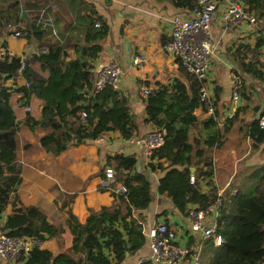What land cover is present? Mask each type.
<instances>
[{
  "label": "trees",
  "instance_id": "1",
  "mask_svg": "<svg viewBox=\"0 0 264 264\" xmlns=\"http://www.w3.org/2000/svg\"><path fill=\"white\" fill-rule=\"evenodd\" d=\"M193 0L180 5L189 6ZM257 18L259 44L264 45V0H238ZM7 4L5 12H0V30L5 22L25 27L28 42L42 43L52 32V27L44 25L37 18L21 16L25 0H0ZM96 14L86 16L82 40L74 46L75 58L60 44L50 45L45 52L25 59L21 76L26 83L13 92L18 93L24 105L35 96L42 101L41 115L34 119L26 115L24 125L30 130L44 129L46 133L38 137L44 152L57 156L68 146L79 145L86 140H95L108 132H118L124 139H130L136 123L130 114L128 97L112 86L100 92L93 87L95 61L103 50L108 25ZM45 47V46H44ZM19 57L0 59V78L8 80L16 77ZM35 62L43 77L32 68ZM189 81L186 86L176 80L170 85H157L145 99L146 118L150 123L166 132L164 143L152 151L150 158L168 162L167 167L159 163H149L148 169L164 173L159 180L158 193L170 199L173 207L186 215L192 206L205 207L215 199L216 194L202 193L201 178H211V162L203 164L207 171L196 168L193 162L195 146L191 143L183 125H194L197 117L194 112L200 107V86L197 78L185 72ZM236 77L242 81L241 95L250 101L251 86H246L243 75L248 79L264 84V68L258 61L237 63ZM12 92L0 85V216L8 202L13 204V214L1 228L10 236L37 238L41 242L53 238L65 230H59L48 221L38 207L21 204L18 190L22 183L19 159L18 122L11 104ZM203 111L206 107L203 106ZM86 117L80 119L81 113ZM209 120H212L209 119ZM231 122V121H230ZM247 135L255 144L264 143V130L253 121L247 126ZM116 180L128 190L125 195H115L120 207L102 208L91 212L85 223L69 213L66 230L72 237L70 253L52 254L47 249L34 247L19 264H120L126 253L139 250L144 243L141 214L134 218V212H143L153 201L151 180L141 171H136L137 160L133 156L115 155L112 159ZM191 168H195L197 181L190 184ZM134 171L133 174L125 173ZM248 192L239 191L230 195L223 203L218 222V233L222 242L214 247L216 264H262L264 262V166L256 167L250 177Z\"/></svg>",
  "mask_w": 264,
  "mask_h": 264
},
{
  "label": "crops",
  "instance_id": "2",
  "mask_svg": "<svg viewBox=\"0 0 264 264\" xmlns=\"http://www.w3.org/2000/svg\"><path fill=\"white\" fill-rule=\"evenodd\" d=\"M25 4L23 7L30 16L51 26L52 32L42 43H38L28 42L24 37L5 38V29H1L0 43L4 37L3 45L13 57L30 59L33 55H38L40 50L60 44L68 54V59H73L74 46L82 40L89 12L95 13V17L101 18L108 25L109 33L103 41V50L93 61L92 82L94 83L98 70L106 62L113 60L121 71L119 91L128 97L130 114L137 127L130 139L122 138L118 132H108L95 140L72 144L59 155L53 156L44 152L38 141V137L45 134L46 130L30 131L24 125L27 114L39 119L42 101L32 96L27 104L30 111L26 112L27 105L20 100L21 96L16 92L12 93L11 104L19 129L17 165L22 170L18 198L25 206L38 207L50 223L59 230H65L53 238H47L39 247L54 255L69 254L72 242V237L66 230L69 213L80 223H85L91 212L120 207L104 177V168L114 167L110 159L115 155L135 157L136 171L147 174L151 180L152 203L147 210L134 212V218L141 214L143 235L153 224L163 222L178 231L183 244L187 228L186 216L173 207L169 198L158 193L159 180L164 173L159 170L152 173L148 169L149 163H161L163 167H167L169 163L152 160L144 148L131 141L157 129L150 123H144L145 100L138 94L140 85H146L152 90L157 85H170L179 80L189 86L179 61L166 53L163 46L171 40L170 20L175 15L190 19L191 4L190 7L180 5L177 0H25ZM6 9L7 4L1 3L0 12H5ZM222 11L221 4L211 22V36L216 50L211 59L207 83L213 96L215 112L211 115L207 109L203 111V106L200 105L194 112L197 122L194 125L184 124L182 128L198 152L193 160L197 163L196 168L207 171L203 163L211 162V178L200 179L202 193H220L226 201L230 195L245 192L250 186L252 171L258 166H264V143L255 144L248 137L246 129L255 117L264 113V84L243 75L246 86H251V100L248 102L241 95L237 105L231 101L237 63L241 59L245 62L258 61L264 68V45L259 44L257 26L243 23L226 29L221 21ZM136 55L145 57L142 68L133 64V57ZM32 68L41 76H46V73L39 71L35 62H32ZM1 83L3 87L13 90L26 84L21 75L1 80ZM191 169L196 171L195 168ZM194 172L191 171L193 174ZM12 214L13 204L10 201L0 216V229ZM207 243L214 248L212 241L205 244ZM188 246L195 247L190 238ZM149 254L144 235L143 246L136 252L126 253L120 264H133ZM0 264L13 263H3L0 260Z\"/></svg>",
  "mask_w": 264,
  "mask_h": 264
},
{
  "label": "built area",
  "instance_id": "3",
  "mask_svg": "<svg viewBox=\"0 0 264 264\" xmlns=\"http://www.w3.org/2000/svg\"><path fill=\"white\" fill-rule=\"evenodd\" d=\"M185 1L187 0H177V3H184ZM221 4L223 5L221 21L226 29L235 28L243 23L257 26L256 16L238 0H193L190 19L175 15L170 20L171 40L163 46L166 53L175 57L180 66L201 83L199 103L201 106H205L211 115L214 114L215 109L213 96L207 82L211 59L216 50V44L211 36V22ZM4 29L5 38L25 37L24 26H15L8 22ZM5 38H2L3 42ZM3 42L0 43L1 60L13 57L12 53L4 47ZM40 52L44 53L45 50L42 49ZM19 58L20 65L16 76L21 75L25 67V58ZM145 61V57L142 55L133 57V64L139 68L144 66ZM120 74L118 65L113 60H109L97 72L93 83L94 91L100 92L109 85L119 90ZM0 84H2L1 80ZM26 86L28 87L29 83H26ZM8 90L12 93L14 91L11 88ZM241 90L242 81L235 76L231 94L232 104L237 105L239 103ZM150 92L151 90L146 85H140L138 88V94L144 100L147 99ZM25 110L29 112L30 106L27 105ZM85 117V113L82 112L81 121ZM254 121L257 122L260 129L264 130V113L255 117ZM165 135L166 132L163 128H157L131 142L144 148L145 153L151 155L152 151L163 145ZM104 177L113 194L125 195L127 193L128 190L123 183L116 180L115 170L112 166L104 168ZM196 181L195 175L191 173L190 184H194ZM223 203V195L219 193L205 207L192 206L187 210L185 215L187 220L186 237L183 239V244L176 229L163 222L153 224L144 232L150 254L141 257L133 264H201V249L207 241H212L214 247L221 245L222 239L218 233V222L223 210ZM189 238L192 239L195 247L188 246ZM41 243L37 238L10 236L7 231L0 229V260L3 263L18 264L23 256H26L34 247H39Z\"/></svg>",
  "mask_w": 264,
  "mask_h": 264
},
{
  "label": "rangeland",
  "instance_id": "4",
  "mask_svg": "<svg viewBox=\"0 0 264 264\" xmlns=\"http://www.w3.org/2000/svg\"><path fill=\"white\" fill-rule=\"evenodd\" d=\"M6 23L8 22H5V24ZM248 191L249 189L245 190V192ZM216 260H217V254L214 251L212 245L210 243L205 244L201 252V264H216Z\"/></svg>",
  "mask_w": 264,
  "mask_h": 264
},
{
  "label": "water",
  "instance_id": "5",
  "mask_svg": "<svg viewBox=\"0 0 264 264\" xmlns=\"http://www.w3.org/2000/svg\"><path fill=\"white\" fill-rule=\"evenodd\" d=\"M21 16L23 19H26V20L28 19V16L26 15V12L23 6L21 7ZM191 171L194 172L193 169H191Z\"/></svg>",
  "mask_w": 264,
  "mask_h": 264
}]
</instances>
